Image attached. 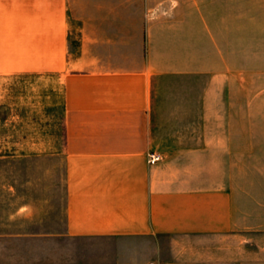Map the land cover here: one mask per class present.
Instances as JSON below:
<instances>
[{
	"label": "crops",
	"instance_id": "1",
	"mask_svg": "<svg viewBox=\"0 0 264 264\" xmlns=\"http://www.w3.org/2000/svg\"><path fill=\"white\" fill-rule=\"evenodd\" d=\"M212 4L0 0V158L26 163L29 189L43 171V194L0 198L32 225L0 233L31 238L0 241V264H264V141L213 98ZM5 76L42 95L5 99Z\"/></svg>",
	"mask_w": 264,
	"mask_h": 264
},
{
	"label": "rangeland",
	"instance_id": "2",
	"mask_svg": "<svg viewBox=\"0 0 264 264\" xmlns=\"http://www.w3.org/2000/svg\"><path fill=\"white\" fill-rule=\"evenodd\" d=\"M208 8V6H207ZM211 21L213 33L219 34L221 49L225 58L221 59V72L213 77V98L233 101L229 107L228 129L241 130L258 136L264 141V0H221V4H212L210 10H198L197 18ZM42 81V80H41ZM35 76H5L4 98H16L27 102L38 99L42 94V83ZM197 80V85H199ZM24 109H36L24 107ZM231 110V111H230ZM8 109L1 114L4 122L0 125L4 133L12 130V124L6 122ZM18 129H27L26 123L17 124ZM22 125V126H20ZM13 140H0L1 147ZM0 151V156L5 154ZM42 167V166H41ZM41 167L30 172L35 185L27 187L29 171L26 163L20 162L13 169L12 160L0 158V198L5 201L12 195L11 184L16 182V194L26 197L28 194H43V171ZM15 170V171H14ZM60 178L59 171L53 179ZM59 195V192H58ZM0 203V233L31 231L32 225L27 219L8 218L11 207ZM42 225L36 223V230ZM0 241H31L27 237H8L0 235ZM36 242H43L42 236H36Z\"/></svg>",
	"mask_w": 264,
	"mask_h": 264
},
{
	"label": "built area",
	"instance_id": "3",
	"mask_svg": "<svg viewBox=\"0 0 264 264\" xmlns=\"http://www.w3.org/2000/svg\"><path fill=\"white\" fill-rule=\"evenodd\" d=\"M161 157L162 156L160 154H158V153H151L149 155V162L151 164L157 163V162H159L161 160Z\"/></svg>",
	"mask_w": 264,
	"mask_h": 264
}]
</instances>
